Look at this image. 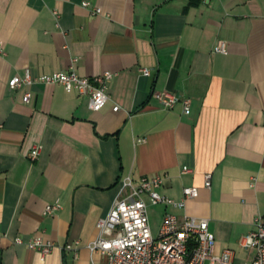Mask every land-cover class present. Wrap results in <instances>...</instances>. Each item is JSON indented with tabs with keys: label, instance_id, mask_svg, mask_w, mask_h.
Returning a JSON list of instances; mask_svg holds the SVG:
<instances>
[{
	"label": "crops",
	"instance_id": "obj_1",
	"mask_svg": "<svg viewBox=\"0 0 264 264\" xmlns=\"http://www.w3.org/2000/svg\"><path fill=\"white\" fill-rule=\"evenodd\" d=\"M219 39L225 54L213 52ZM0 44V264H107L89 249L97 222L123 178L153 175L173 200L198 190L181 207L145 198L153 235L166 212L205 218L215 254L249 264L239 241L264 216V0H0ZM71 65L82 77L114 74L101 110L58 84L9 88L14 76ZM164 90L189 111L161 108L152 94ZM35 236L55 247L42 255L14 243Z\"/></svg>",
	"mask_w": 264,
	"mask_h": 264
},
{
	"label": "built area",
	"instance_id": "obj_2",
	"mask_svg": "<svg viewBox=\"0 0 264 264\" xmlns=\"http://www.w3.org/2000/svg\"><path fill=\"white\" fill-rule=\"evenodd\" d=\"M83 7H89L87 1ZM94 14L101 10L92 8ZM57 19L59 14L53 11ZM214 53H227L226 43L219 39L213 47ZM0 55L4 50L0 44ZM144 76L150 75L148 68H142ZM114 77L111 72H104L89 78L79 76L73 65L67 70L55 71L31 77L28 73L24 77L14 76L9 82L11 90L40 83L45 85H61L67 92H76L88 99L91 110H101L109 101L106 92L108 82ZM156 99L165 110L172 109L176 104L182 105L183 111H189V100L181 98L168 91L154 92ZM31 93L26 91L23 101L29 102ZM119 106L114 105L113 111ZM41 152V146L31 147L28 158L33 161ZM186 168H184V171ZM163 178L159 175L143 177L136 185L129 177L121 180V196L117 198L108 214L97 222V238L89 245L91 252H100L106 257L107 264H232L233 252L223 250L216 255L215 236L209 230L208 220L185 216L178 218L171 213H165L156 235H153L148 218L147 198L151 205L183 206L187 199L196 198L198 190L195 187H185L182 190L183 198L179 201L162 195L159 189ZM204 185L210 187V174L205 175ZM58 202L48 204L44 213L52 215L60 209ZM255 229L243 236L240 247L245 251H252L253 257L249 264H264V216L254 220ZM15 244H23L27 248L36 250L42 255L48 254L55 246L54 243L35 236L27 241L20 237L14 239ZM77 244V243H76ZM65 250H75L71 245H65Z\"/></svg>",
	"mask_w": 264,
	"mask_h": 264
},
{
	"label": "rangeland",
	"instance_id": "obj_3",
	"mask_svg": "<svg viewBox=\"0 0 264 264\" xmlns=\"http://www.w3.org/2000/svg\"><path fill=\"white\" fill-rule=\"evenodd\" d=\"M149 215H150V206H149ZM154 221H155L154 223L156 224V223H157V218H154ZM155 224H154V225H155ZM153 227H154V226H153ZM153 231H154V230H153Z\"/></svg>",
	"mask_w": 264,
	"mask_h": 264
}]
</instances>
